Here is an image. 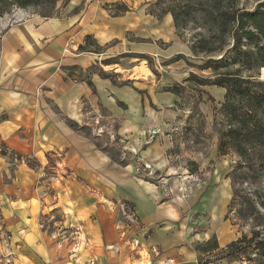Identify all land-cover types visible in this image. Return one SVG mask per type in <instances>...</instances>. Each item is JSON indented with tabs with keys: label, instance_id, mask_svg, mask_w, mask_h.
Listing matches in <instances>:
<instances>
[{
	"label": "rangeland",
	"instance_id": "rangeland-1",
	"mask_svg": "<svg viewBox=\"0 0 264 264\" xmlns=\"http://www.w3.org/2000/svg\"><path fill=\"white\" fill-rule=\"evenodd\" d=\"M67 1L36 0L26 8L13 6L0 17V36L4 19L14 21L23 10L53 17ZM107 1L116 2L110 4L113 14L121 13L127 4L131 13L125 15L136 23L140 19L138 29H130L103 47H98L92 39L87 49L101 53L98 57L88 56H94L96 61L89 59L86 67L67 69L70 83L89 81L93 74L106 78L110 87H102L101 91L107 96H101L95 89L91 96L80 99L78 113L71 116L63 113L55 103L53 91L46 88L44 101L50 113L41 116L38 123L41 125L45 118L49 119L50 128L42 134L50 136L49 146L45 145L32 157L15 154L18 156L15 160H24L26 166L38 173L35 181L46 188L50 198L56 194L55 188L65 185L67 176L76 173V181L95 192L99 202L130 207L126 179H133L145 186L158 187L159 203L168 201L175 205L193 238H204L213 231L223 241L243 234L251 236L257 222L245 216L250 214L251 202L259 201L264 194V164L254 160L247 168H239L236 154H218L219 130L226 123L221 112L226 92L223 94L216 85L200 86L196 80L186 81L191 73L199 79L214 74L211 69H203L208 57L196 56L187 48L198 31L190 28L182 36L174 30L169 32L167 17H157L160 14L157 0ZM261 1L240 0V6L253 10ZM257 78L264 81L263 67L259 68ZM175 86H180V95L170 91ZM119 89L124 93H119ZM68 118L76 124V139L94 146L90 154L73 151L76 161L72 160L70 145L62 141L55 128ZM236 166L237 172L231 178ZM233 182L239 193L230 206ZM59 197L66 203L63 195ZM261 223L264 233V219ZM58 228L59 241L71 236L69 227ZM84 230V226H76V233L81 232L83 240ZM70 241L57 248H73ZM255 252L235 260L225 258L224 264H255L249 260L255 257ZM143 255L142 261L148 264V255L146 252ZM221 255L212 254L211 260L216 262Z\"/></svg>",
	"mask_w": 264,
	"mask_h": 264
},
{
	"label": "crops",
	"instance_id": "crops-1",
	"mask_svg": "<svg viewBox=\"0 0 264 264\" xmlns=\"http://www.w3.org/2000/svg\"><path fill=\"white\" fill-rule=\"evenodd\" d=\"M102 1L68 0L56 16L41 17L23 10L18 19L2 22L0 264H145L143 252L148 255V264H224L225 258L212 261V254L236 239L223 241L214 231L204 238H193L175 205L159 203L161 191L156 186L126 179V196L132 204L118 207L99 202L97 194L76 181V173H72L50 198L46 188L35 181L38 173L24 160H15L18 156L32 157L49 146L50 136H42L50 128L49 119L38 123L41 116L50 113L44 101L46 88L53 91L63 113L71 116L78 113L80 99L91 96L95 89L107 96L101 91L102 87H110L106 78L93 74L89 81L70 83L67 73V69L86 67L89 59L96 61L94 56L100 55L99 50L80 49L86 45L87 36L103 47L130 29H138L140 19L136 23L125 15L131 13L129 9L113 14L110 4L116 2ZM164 16L169 32L177 33L172 15ZM187 48L191 50L189 45ZM119 93L124 91L119 89ZM72 121L68 118L55 128L62 141L70 145L72 160L76 161V149L90 154L94 146L76 139V124ZM60 195L66 203L61 202ZM60 226L70 228L71 236H65L64 241L58 240ZM76 226L85 227L84 240L81 232L76 233ZM70 239L73 248L59 249ZM210 240L211 251L208 246L203 248Z\"/></svg>",
	"mask_w": 264,
	"mask_h": 264
},
{
	"label": "trees",
	"instance_id": "trees-1",
	"mask_svg": "<svg viewBox=\"0 0 264 264\" xmlns=\"http://www.w3.org/2000/svg\"><path fill=\"white\" fill-rule=\"evenodd\" d=\"M36 0H0V17L13 6L26 8ZM156 8L162 18L170 13L177 33L193 28L194 34L189 47L194 55L208 57L204 70L211 69L213 76L199 77L191 73L186 81L196 80L200 86L216 85L226 89L225 101L221 106L225 122L219 130L218 154L234 153L239 157V168H247L252 161L264 164V81L257 76L264 67V0L253 10L240 6V0H157ZM126 5L121 12L127 11ZM154 14V13H153ZM93 38L80 46L86 51ZM234 68V69H232ZM180 86L170 91L180 95ZM237 166L230 177L237 172ZM233 181V180H232ZM233 198L239 193L233 182ZM252 199V198H249ZM264 194L259 201L251 202L247 220L257 222L251 236L243 234L221 249L222 258H243L255 252L249 259L255 264H264V233L261 231L264 219ZM261 223V224H260ZM212 240L204 248L212 250Z\"/></svg>",
	"mask_w": 264,
	"mask_h": 264
},
{
	"label": "bare ground",
	"instance_id": "bare-ground-1",
	"mask_svg": "<svg viewBox=\"0 0 264 264\" xmlns=\"http://www.w3.org/2000/svg\"><path fill=\"white\" fill-rule=\"evenodd\" d=\"M263 74H264V67H263Z\"/></svg>",
	"mask_w": 264,
	"mask_h": 264
}]
</instances>
